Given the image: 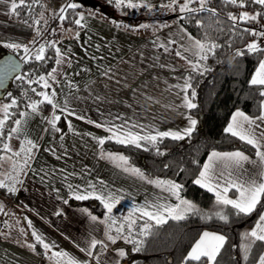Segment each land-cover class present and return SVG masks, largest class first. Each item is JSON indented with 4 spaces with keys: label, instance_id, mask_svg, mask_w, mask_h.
Returning <instances> with one entry per match:
<instances>
[{
    "label": "crops",
    "instance_id": "1",
    "mask_svg": "<svg viewBox=\"0 0 264 264\" xmlns=\"http://www.w3.org/2000/svg\"><path fill=\"white\" fill-rule=\"evenodd\" d=\"M144 2L150 8H141L158 10L168 0ZM11 3L12 0H0V55L18 50L3 47L4 43L20 44L24 58L32 55L30 51L36 46L54 44V61L48 72L54 67L57 69L55 83L49 80L51 87L43 88V82H40L37 92L47 93L51 97L54 91L56 95L52 99L58 107L54 110L47 103H39L43 97L36 94L28 103H38L36 112H32L28 105L18 112L10 108L11 119L7 118L0 129L3 133L0 136V156L4 157L0 160V181L16 189L10 193L7 187L0 188V264H67V257L53 255L58 252L68 253L81 264H117V261L120 264L118 252H125L121 244L123 239L111 244L105 237L108 230L106 223L100 222L104 218L96 216L98 220L92 221L91 216L95 215L87 207L75 205L80 200L72 198L71 193H113L121 197L116 207H124L139 216V211L132 210L145 204L175 206L180 204L181 199L189 200L180 193V199H177L162 187L124 171V167L134 166L129 161L127 165H121L118 160L108 159L106 153L123 154L104 148L97 138L111 136V132L105 131V128L140 135H155L159 131L183 132L188 128L189 117L194 118L185 106L187 93L184 89L187 72L198 57L195 47L198 40L178 24L177 16L166 23L162 22L160 29L153 28L148 32L145 28L121 26L117 16L106 20L108 13L103 11H99V16L80 11L74 21L83 15V27L75 23L64 26L61 22L63 29L50 31L47 38H43L40 31L45 18L40 15L42 22L39 27L16 21L10 16ZM25 47L28 52L24 51ZM56 48L61 50L63 58L60 65L55 63ZM178 51L181 56H177ZM47 73L43 74L46 79ZM4 103L7 105L11 102ZM236 111L232 112L226 127ZM20 113L25 115L22 117ZM53 115L60 117L56 122L59 131L48 123ZM2 119H5L3 109L0 112ZM18 119L21 120L19 133L8 139L11 128L17 127L14 122ZM256 123L260 127L253 126L252 131L259 138L264 132V122ZM96 124L102 127L98 128ZM29 140L37 145L30 158L22 150L31 147L27 144ZM260 143L264 145V139ZM4 144H8L12 151H2ZM236 151L246 155L248 160L235 169L233 178L242 174L245 179L259 181L264 173V162L258 159L256 149L254 155L241 150L215 152ZM13 152L20 155H13ZM212 152L206 156L201 169ZM25 159H28L27 164L24 163ZM145 177L153 181H171ZM228 195L235 198L237 194L232 190ZM65 200L68 202L65 203ZM113 230L111 227L110 234L116 236ZM205 231L220 234L211 230L202 233ZM33 232L49 244L50 250L37 243ZM93 239L102 241L107 247L97 245L92 250L93 255L88 256L81 249H88Z\"/></svg>",
    "mask_w": 264,
    "mask_h": 264
},
{
    "label": "trees",
    "instance_id": "2",
    "mask_svg": "<svg viewBox=\"0 0 264 264\" xmlns=\"http://www.w3.org/2000/svg\"><path fill=\"white\" fill-rule=\"evenodd\" d=\"M97 1L96 6L79 5L76 9L66 7L62 15L65 17L61 20L62 24L74 25V19L80 11H88L98 16L101 15L99 11H103L108 13L106 20H111L109 19L111 16H117L121 26L138 28L143 24V17L155 12L143 8L118 9L114 6V0ZM15 2L19 4V0ZM184 2L185 0H178V5ZM244 4L245 7L241 8L227 4L224 0H208L203 10L195 12L181 13L178 6L173 8L177 10L178 24L190 35L202 43L217 45L203 54L207 59H201L198 55L194 64L195 70L192 67L186 75V81L191 85L187 88V97L197 105L193 109H188L189 114L197 120L190 137L182 140L165 138L162 141L158 140L155 146L142 141L140 148L118 144L109 139L103 144L106 149L122 153L144 175L171 180L181 185V196L194 202L199 209V214L190 213L184 220L168 219L166 223L156 225L155 222L131 213L124 207L113 208L109 214L116 220V224L112 225L113 231L116 233L115 229L124 224V235L129 236L132 241H141L138 245L140 251H133L137 245L126 243L122 238L121 244L126 255L120 259V264H184L189 249L204 230L218 232L226 238L215 264H256L264 250V242L257 241L252 244L251 239L249 244H252V248L247 253L248 259L245 261L242 247L243 232L253 226L259 213L264 209V203L258 205L257 211L250 216L237 215L231 207L215 204L213 194L194 183L206 156L211 151L241 150L249 155L255 153L251 145L224 131L234 110H241L246 115L255 117L260 114V101L264 99L259 95L258 87L249 86L251 74L264 57V51L249 53L247 45L254 36L244 31L245 29L254 31L256 24H264V7L252 3V0H244ZM189 7L200 9L199 0H193ZM209 9L214 10L215 14ZM42 10L43 0H25L24 6L17 7L15 11L11 9L10 16L16 21L39 27L42 22L40 17ZM243 12L261 15H257L256 20L248 22L228 18L230 13L239 16ZM50 44L45 45L46 59L43 61H36L33 55L24 58L20 49L13 51L21 60L22 69L10 81L0 102H11L12 99H16L17 105L12 109L17 112L28 105L32 96L36 95L32 89L35 88L36 91L39 89V76L47 73L53 65L54 47L49 46ZM237 51H243L244 55L236 56ZM29 81L33 83L30 84ZM193 91L196 93L195 99L191 96ZM10 115L8 119H11ZM157 150L163 155L158 154ZM75 205L85 206L95 216L105 219L106 209L98 200H80L75 202ZM216 212L227 215L228 221L219 220L214 215ZM130 214L131 218L136 220V224L129 235L125 218ZM207 215H211L212 218H201ZM145 222L149 225L150 231L148 235L141 236L140 229ZM188 264L200 262L189 261ZM203 264H207L206 258Z\"/></svg>",
    "mask_w": 264,
    "mask_h": 264
},
{
    "label": "snow or ice",
    "instance_id": "3",
    "mask_svg": "<svg viewBox=\"0 0 264 264\" xmlns=\"http://www.w3.org/2000/svg\"><path fill=\"white\" fill-rule=\"evenodd\" d=\"M193 0H185L183 4L178 5V0H168L167 4H162L161 7H179V11L181 13L184 12H195L198 10H203L205 4L208 2V0H199L200 2V9H193L190 8L189 5L192 3ZM227 4H232L234 6L238 7H245L244 0H224ZM252 3L258 4L261 7H264V0H252ZM25 0H19V4L13 0L11 3V9L15 11L17 7L24 6ZM114 6L118 9L121 7H128V8H141V7H149L150 6L144 2V0H138V2H134V0H114ZM68 8L76 9L79 7L76 3H69L67 5ZM151 10V9H150ZM63 11V9H61ZM209 11H213L212 9H209ZM257 15H261V13H257L256 15H249L247 12L241 13L239 16H233L231 13L229 14V19L233 21H241V22H248L256 20ZM184 17L182 16L181 19ZM61 20L65 19L64 16L60 17ZM84 20L83 15L79 17V19H76L74 23L79 26L83 27L84 25L81 23ZM115 23V22H113ZM235 26V25H234ZM127 27V26H126ZM148 27V25L141 24L138 26V28H145ZM244 31L249 32L254 37L261 38V43H264V32H256L250 29H245ZM79 37V33L76 34V38ZM191 39V37H190ZM49 46L54 47V44H50ZM3 47L10 48V49H20L21 45L18 43H4ZM195 47L197 48L198 52L197 54L200 55L201 59H207L206 55H203L204 53L211 51L212 49L216 48V44H205L200 41L195 42ZM25 52H28V49L24 48ZM247 51L249 53L257 52V51H264V48H261L260 45H258L256 42L250 43L247 45ZM45 45H41L38 51L35 54V60L36 61H43L46 59L45 55ZM56 54L57 58L55 60V63L57 65H60L63 62V58L61 55V50L59 48H56ZM177 56H181V53L178 51ZM244 55L243 51H237L236 56H242ZM184 58V57H181ZM25 62H28L25 60ZM7 66L11 70H15L16 65L8 61L6 62ZM195 65H193V68L195 70ZM57 72V69L54 67L51 69L50 72L47 73V79L44 75L39 76L38 81L43 82L41 84V87L43 88H50L51 84H49V80H51L53 83H55V73ZM20 78V77H17ZM29 83H33V81H29ZM186 83L185 91H187L188 87H191L190 84ZM250 87H258L260 89L259 95L261 97H264V60H260L258 67L253 74L251 80L249 81ZM33 92H35L37 95L42 96L43 99L39 103H47L53 107L55 110L58 105L53 102L52 97L56 95V93L53 91L52 96L50 97L47 93L37 92L35 88L32 89ZM195 91L191 93L192 99H195ZM185 106L188 109H193L197 107L195 103H192L191 100L188 99L187 96L184 98ZM17 101L16 99H12L10 104L4 105L3 112L5 119L0 120V129L3 128L4 124L6 123V120L9 116V109L16 106ZM28 107L31 109L32 112H36L38 109V103L32 102L28 105ZM260 115L257 117H249L244 112L237 110L235 113H233L231 117V121L229 122L228 126L224 129L225 133L231 134L233 137H237L241 141L251 145L253 148H255L256 155L258 159L261 162H264V145L260 143L261 139H264V132L261 133V136L258 138L256 136V133L252 131L253 126L259 128L260 125L257 124V121L264 122V99L260 101ZM72 114V113H69ZM20 115L23 117L25 113H20ZM80 119L81 117H77ZM60 119L59 116L53 115V118L48 121L52 125V128L56 131H59V129L56 128V122ZM91 122V121H89ZM15 125L17 127H12L9 134L8 139H11L13 134L19 133V125L21 124V120H16ZM197 124L196 119H192L189 117V127L184 129L183 132L177 130V131H159L156 132L155 135L152 134H146V135H140L133 133L131 131H122L121 129H112V128H105V131L111 132V136L107 138H97L98 143L100 145H103L105 143V139H113L118 144H124V145H133L137 148L142 147L141 141L151 144L152 146H155L159 141H162L165 138H170L172 140H182L185 139V137H190L192 132L195 130ZM96 127H102L101 124H96ZM133 127H136L134 125ZM69 130H71V124L69 123ZM3 133L0 131V136H2ZM27 144L31 145V147H28L27 149H23V151H26L28 154V158L31 157L32 150L34 148H37V145L33 144L32 141H27ZM147 150V149H145ZM4 152H11L12 149L8 144H4V147L2 149ZM158 154L163 155V153H160L159 150ZM13 155L19 156V152H13ZM105 156L108 159L119 161L121 165H127L128 160L123 155H113L111 153H106ZM4 159L3 156H0V160ZM248 160V157L244 155L243 153L236 151V152H225V153H218V152H212L209 155L208 161L203 165V168L201 169L199 176L196 180H194V183L199 185L202 188H205L208 192L213 193L215 196V201L217 205H221L224 207H231L235 211L237 215H244V216H250L253 212L257 211V206L262 205L264 203V173L261 174L260 180L254 178H243V175L233 178V173L235 169L240 168L242 165V162H245ZM25 164L28 163V159H25ZM124 171L130 172L133 175L138 176L142 180H147L150 184H155L158 187H162L163 190L168 191L171 195L175 196L177 199H180V189L181 185L173 182V181H163V180H151L145 177L144 173L135 167H124ZM227 173V175L225 174ZM19 182V181H17ZM101 183H103L101 181ZM7 187L8 192L13 193L16 191L14 186H8L5 184L4 181H0V188ZM71 188V185H69ZM234 190L237 194L235 198H230L228 193L230 191ZM72 198L76 200H87V199H96L103 204L104 208L106 209V215L105 219L103 221H100L101 223H106V230L105 237L111 244H116L117 240L123 238L126 243H134V245H137L134 247L133 251H140V248L138 245L141 243V241H132L129 239V236L124 235L125 231V225L121 224L120 227L116 228L115 231L117 233L116 236H113L110 234L112 225L116 224V220L112 218L109 214L112 213L113 208L116 207V205L120 202L121 197L115 196L113 193H108L107 195L104 194H97L95 191L93 192H80V191H73L71 193ZM65 203L68 201L65 200ZM182 205V206H181ZM152 209V210H149ZM0 210H2V206H0ZM133 212L139 211L141 217H146L147 220L154 221L156 225H160L162 223H166L168 219L173 220H184L188 214L194 213L199 214V209H197L196 205H194L192 202L187 200H180V204L175 206H166L163 204H145L143 207L140 208H134L132 210ZM60 213H57L59 215ZM214 215L221 221L227 222L228 216L223 214L222 212H216ZM202 219H211V215L202 216ZM92 221L96 222L98 218L96 216H91ZM127 223V232L129 235L133 231V226L136 224V220L131 218V214L129 217L125 218ZM110 221V223H107ZM149 225L147 222L143 225V227L140 229V235L146 236L149 234ZM33 236L35 237L37 243L41 244L45 250H50L49 244L45 243L43 238L38 235L37 233L33 232ZM246 237L252 238V244H255V242H264V212L259 213L258 220L254 226V228L245 234ZM225 237L220 234L216 233H210V232H203L199 238V240L196 241V243L192 246L191 250L188 252L187 256L184 259V264H188L189 261H195L200 262V264H203V260L206 258L207 264H215V260L217 255L220 252V249L223 247L225 243ZM252 244L243 246V251L245 252L244 259L247 261L248 255L251 251ZM97 245H101L106 249V245L103 244L102 241H97L93 239L90 242V246L88 249H81V251H85L88 256L93 255V249H96ZM29 247L34 248V245H29ZM54 256H60V257H67V264H81V262L77 261L75 258L70 257L68 253L66 252H58L53 253ZM118 255L123 258L126 253L123 250H120L118 252ZM117 264H119V261H117ZM257 264H264V253L259 255Z\"/></svg>",
    "mask_w": 264,
    "mask_h": 264
},
{
    "label": "rangeland",
    "instance_id": "4",
    "mask_svg": "<svg viewBox=\"0 0 264 264\" xmlns=\"http://www.w3.org/2000/svg\"><path fill=\"white\" fill-rule=\"evenodd\" d=\"M43 2H44V10L41 15L42 17L45 18V24L42 26V30L40 31L41 33L40 35L43 38H47V35L49 34L50 31L53 30L58 31L60 29H63L60 19V17L63 14V11H61V9L64 10L69 3H76L78 5H84V6H96V4L98 3L97 0H43ZM154 13L155 14L152 13L148 17H143L142 19L143 24L148 25V27H145L146 29L145 31L151 32L153 31V28H155V30H158V28L160 29L162 22L166 23L170 21L172 17H175L177 15V10H174L172 7H162L158 10H155ZM249 15H254V14H249ZM164 19H166L167 21ZM254 31L264 32V24H259V23L256 24ZM253 42H256L261 47L264 46V43H261V38L259 37H254V39L250 43ZM39 48L40 47L38 46L34 47L30 51V53L35 56ZM4 105H6L4 102H0V112L3 109ZM192 203L196 205L194 202ZM248 231L249 229H246L243 232L242 247L249 244L250 238L245 236V234L248 233ZM243 253L245 254L244 251Z\"/></svg>",
    "mask_w": 264,
    "mask_h": 264
},
{
    "label": "water",
    "instance_id": "5",
    "mask_svg": "<svg viewBox=\"0 0 264 264\" xmlns=\"http://www.w3.org/2000/svg\"><path fill=\"white\" fill-rule=\"evenodd\" d=\"M8 61L16 65L15 70L7 66ZM21 69L22 62L14 53L6 52L0 56V99L3 98L10 81L20 73Z\"/></svg>",
    "mask_w": 264,
    "mask_h": 264
}]
</instances>
